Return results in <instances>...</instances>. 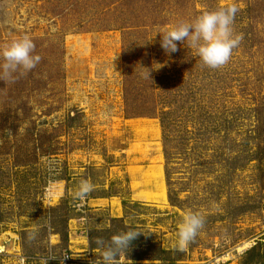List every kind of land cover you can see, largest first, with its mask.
Masks as SVG:
<instances>
[{"label": "rangeland", "instance_id": "374dc122", "mask_svg": "<svg viewBox=\"0 0 264 264\" xmlns=\"http://www.w3.org/2000/svg\"><path fill=\"white\" fill-rule=\"evenodd\" d=\"M232 2L226 65L165 53ZM23 35L42 59L0 80V264H99L130 229L119 264H264V0H0V50ZM188 211L205 224L181 250Z\"/></svg>", "mask_w": 264, "mask_h": 264}, {"label": "clouds", "instance_id": "9594fccd", "mask_svg": "<svg viewBox=\"0 0 264 264\" xmlns=\"http://www.w3.org/2000/svg\"><path fill=\"white\" fill-rule=\"evenodd\" d=\"M240 10L237 3L232 2L217 10L204 12L192 22H179L163 32L160 45L170 55L178 51V42H185L195 50L204 66L211 69L221 68L230 61L233 50L239 47L244 38L242 34H234L233 29ZM35 47L32 38L23 35L0 50V80L14 83L18 74L34 69L42 59L39 54H35ZM146 78L150 79L149 69ZM92 189L90 182L81 181L76 192L77 198H85ZM204 224L205 217L201 213H185L178 231V246L181 250L196 240ZM140 234L139 231L130 229L112 236L108 242L97 238L95 243L101 249L99 264H119L121 253L126 254Z\"/></svg>", "mask_w": 264, "mask_h": 264}, {"label": "built area", "instance_id": "2783aa9c", "mask_svg": "<svg viewBox=\"0 0 264 264\" xmlns=\"http://www.w3.org/2000/svg\"><path fill=\"white\" fill-rule=\"evenodd\" d=\"M71 258H72V257H71L70 254L65 253V254L62 255L61 263H62V264H70V262H71V260H72Z\"/></svg>", "mask_w": 264, "mask_h": 264}, {"label": "bare ground", "instance_id": "6f19581e", "mask_svg": "<svg viewBox=\"0 0 264 264\" xmlns=\"http://www.w3.org/2000/svg\"><path fill=\"white\" fill-rule=\"evenodd\" d=\"M252 244L251 243H245L243 247H241L240 251L241 250H245V249H248ZM241 246V245H240Z\"/></svg>", "mask_w": 264, "mask_h": 264}, {"label": "trees", "instance_id": "16d2710c", "mask_svg": "<svg viewBox=\"0 0 264 264\" xmlns=\"http://www.w3.org/2000/svg\"><path fill=\"white\" fill-rule=\"evenodd\" d=\"M164 115H165V113H163V116H162V123H163V125H165V123H166V117Z\"/></svg>", "mask_w": 264, "mask_h": 264}]
</instances>
